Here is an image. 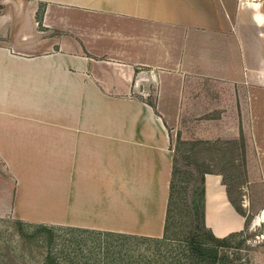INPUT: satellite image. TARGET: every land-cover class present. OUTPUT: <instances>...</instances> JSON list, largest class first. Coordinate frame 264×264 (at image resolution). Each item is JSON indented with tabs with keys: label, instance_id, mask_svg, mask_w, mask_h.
<instances>
[{
	"label": "crops",
	"instance_id": "obj_1",
	"mask_svg": "<svg viewBox=\"0 0 264 264\" xmlns=\"http://www.w3.org/2000/svg\"><path fill=\"white\" fill-rule=\"evenodd\" d=\"M35 1L46 18L87 15L68 25L87 36V56L56 41L41 54L0 42V215L12 210L14 177L19 220L163 238L175 135L241 148L263 196L257 204L246 188L242 211L264 213V0ZM245 213L222 175L206 173V226L224 238L245 229Z\"/></svg>",
	"mask_w": 264,
	"mask_h": 264
},
{
	"label": "rangeland",
	"instance_id": "obj_2",
	"mask_svg": "<svg viewBox=\"0 0 264 264\" xmlns=\"http://www.w3.org/2000/svg\"><path fill=\"white\" fill-rule=\"evenodd\" d=\"M47 6L35 0H0V42L24 46L26 52L34 54L44 52L46 47L55 50L57 46L53 43L56 41L59 43L56 50L63 47L66 51L71 50L72 54L86 57L87 36L83 30L72 29L68 25L69 22L77 23L76 20L87 23V15L72 13L74 21L73 18L68 19V12L54 9L49 11L46 18ZM23 33L28 34L26 40H22ZM68 44L70 50L66 47ZM106 57L95 58L107 60ZM76 73L79 75H76V80L80 81L82 72ZM83 91V88H78L76 96H83ZM79 98L75 101L77 117L80 115L81 118L78 122L87 123V100ZM92 101L94 103L91 106H97L96 101ZM173 150V196L170 199L173 229L168 239H133L121 237L116 232L107 234L86 227L53 224H43L48 228L36 231L33 225L39 222L27 220L23 222L31 224L30 227L19 225V213L15 211V188L13 189L16 181L12 177V210L9 214L0 215V264H44L49 254L56 258L58 264H190L189 248L183 239L193 229V209L196 206L194 198L202 210L201 192L205 186L202 179L206 173L222 175L223 183L239 212L245 213L242 211V204L246 188L257 204H262L263 196L250 187L246 165L241 162V148L233 147L229 142L194 143L175 135ZM3 167L5 169L4 164L0 163V195L4 191L3 186L8 184L4 178L7 177V172ZM249 210L251 212L245 213V229L227 236L231 247L223 248L221 263L218 264H228L231 258L232 264H263L256 254L264 252V222L257 224L262 213L255 215L252 209ZM124 215L126 217L123 216V222L120 223L128 226L131 224V213L125 210ZM252 223L255 224L252 226Z\"/></svg>",
	"mask_w": 264,
	"mask_h": 264
},
{
	"label": "trees",
	"instance_id": "obj_3",
	"mask_svg": "<svg viewBox=\"0 0 264 264\" xmlns=\"http://www.w3.org/2000/svg\"><path fill=\"white\" fill-rule=\"evenodd\" d=\"M203 186L205 178L203 177ZM173 190V180L171 183V192L167 210L165 231L163 238L168 239L171 236L172 227V207L170 205V199L172 198ZM202 210L197 205V199L194 198L193 202L196 206L193 209V213L195 214V220L193 221V229L186 233V237H184V241L187 242V247L189 248V262L190 264H218L220 259V251L222 248L231 247L228 237L219 238L217 237L211 229L206 226L205 223V186L202 188ZM19 225L31 226V224H27L23 221H17ZM36 228V231L46 230L48 226L43 224H35L33 225ZM109 234V233H107ZM121 237L133 238V239H147V237L140 236H128L125 234H120ZM158 239V238H153ZM187 248V249H188ZM44 264H58L56 258H53L50 254L48 255ZM232 264V258L229 259V263Z\"/></svg>",
	"mask_w": 264,
	"mask_h": 264
},
{
	"label": "water",
	"instance_id": "obj_4",
	"mask_svg": "<svg viewBox=\"0 0 264 264\" xmlns=\"http://www.w3.org/2000/svg\"><path fill=\"white\" fill-rule=\"evenodd\" d=\"M145 74V72H140L139 74H138V77H137V83L139 82V78L141 77V76H143ZM151 75H152V78H153V73H151Z\"/></svg>",
	"mask_w": 264,
	"mask_h": 264
},
{
	"label": "bare ground",
	"instance_id": "obj_5",
	"mask_svg": "<svg viewBox=\"0 0 264 264\" xmlns=\"http://www.w3.org/2000/svg\"><path fill=\"white\" fill-rule=\"evenodd\" d=\"M261 216H264V213H262ZM262 219H264V217H263V218H260V219L258 220V223L261 222Z\"/></svg>",
	"mask_w": 264,
	"mask_h": 264
},
{
	"label": "built area",
	"instance_id": "obj_6",
	"mask_svg": "<svg viewBox=\"0 0 264 264\" xmlns=\"http://www.w3.org/2000/svg\"><path fill=\"white\" fill-rule=\"evenodd\" d=\"M264 211V210H263Z\"/></svg>",
	"mask_w": 264,
	"mask_h": 264
}]
</instances>
